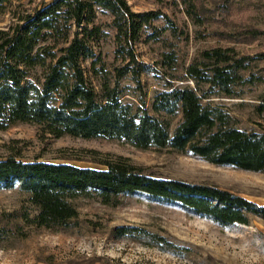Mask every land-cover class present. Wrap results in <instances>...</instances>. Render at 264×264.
<instances>
[{
  "label": "trees",
  "instance_id": "1",
  "mask_svg": "<svg viewBox=\"0 0 264 264\" xmlns=\"http://www.w3.org/2000/svg\"><path fill=\"white\" fill-rule=\"evenodd\" d=\"M9 0H0V8ZM186 15L199 24L202 9L196 0H180ZM93 8L110 16L115 53L123 65L114 68L112 80L100 72L99 95L84 76L81 62L95 60L92 43L103 34L91 25ZM159 12H132L126 0H52L6 30H0V130L14 123L34 124L53 138L107 139L137 149H170L216 166L259 173L264 170V134L246 133L229 126L220 108L203 104L212 96L231 98L244 85L264 87V52L254 58L238 56L230 48L198 52L185 67L192 87H172L152 97L150 113L143 101L121 102L119 80L129 77L139 87L144 65L137 62L132 43ZM244 37L264 40V30L249 29ZM158 32L152 34L157 39ZM253 63V64H252ZM259 112L264 108L260 97ZM208 102V101H207ZM177 121L170 129L171 121ZM103 171L68 164L23 163L13 157L0 160V186L28 195L35 208L32 223L45 229H65L75 219L71 201L96 198L114 206L121 196L144 193L179 203L221 227L247 225L248 216L264 220V206L216 187L145 176L126 159L100 163ZM118 237L142 238L163 251L179 248L164 237L142 228L117 226Z\"/></svg>",
  "mask_w": 264,
  "mask_h": 264
},
{
  "label": "rangeland",
  "instance_id": "2",
  "mask_svg": "<svg viewBox=\"0 0 264 264\" xmlns=\"http://www.w3.org/2000/svg\"><path fill=\"white\" fill-rule=\"evenodd\" d=\"M52 0H9L0 8V30ZM134 13L155 11L158 19L142 29L132 43L137 62L143 64L139 87L124 77L121 102L143 101L150 113L155 93L172 87H192L185 67L198 52L232 48L238 56L254 58L264 52V40L244 37L249 29L264 30V0H196L202 21H192L180 0H126ZM91 25L103 34L92 49L95 60L81 62L84 76L99 95L97 73L112 80L114 68L123 65L115 53L110 16L93 8ZM158 32L157 39L152 38ZM253 64V63H252ZM264 62H255V70ZM95 72H97L95 74ZM231 98L212 96L203 104L220 108L229 126L246 133L264 134V108L258 110L263 86L244 85ZM208 101V102H207ZM176 119L171 121L172 130ZM13 157L23 163L68 164L103 171L100 163L122 157L145 176L216 187L264 206V170L259 173L216 166L170 149H137L116 140L81 139L67 135L53 138L34 124L14 123L0 130V160ZM76 217L65 229H45L32 223L35 208L17 183L0 186V264H264V220L248 216L247 225L221 227L179 203L144 193L121 196L114 206L98 199L71 201ZM117 226H130L164 237L177 250L148 246L142 238L118 237Z\"/></svg>",
  "mask_w": 264,
  "mask_h": 264
}]
</instances>
